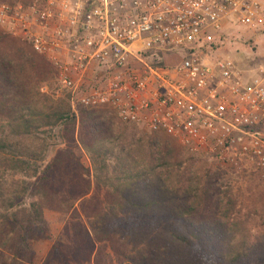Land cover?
<instances>
[{
    "label": "trees",
    "instance_id": "1",
    "mask_svg": "<svg viewBox=\"0 0 264 264\" xmlns=\"http://www.w3.org/2000/svg\"><path fill=\"white\" fill-rule=\"evenodd\" d=\"M55 78L0 29V264H86L99 243L129 264H264L257 174L208 167L112 108L75 113L68 93L42 92ZM46 210L71 215L67 243L50 237Z\"/></svg>",
    "mask_w": 264,
    "mask_h": 264
},
{
    "label": "built area",
    "instance_id": "2",
    "mask_svg": "<svg viewBox=\"0 0 264 264\" xmlns=\"http://www.w3.org/2000/svg\"><path fill=\"white\" fill-rule=\"evenodd\" d=\"M234 24L261 29L264 0H0V29L50 63L73 109L112 108L192 154L264 174V65L247 73L218 56Z\"/></svg>",
    "mask_w": 264,
    "mask_h": 264
},
{
    "label": "rangeland",
    "instance_id": "3",
    "mask_svg": "<svg viewBox=\"0 0 264 264\" xmlns=\"http://www.w3.org/2000/svg\"><path fill=\"white\" fill-rule=\"evenodd\" d=\"M234 25L235 26L225 28V31L230 33L229 34L230 38L229 40H227V43L225 44V46L219 51L218 56L223 57V58L229 56L237 62V64L239 65L240 69L243 70V72L254 73V71L258 67L264 65V26L261 29L254 31V30H250L249 28H246L240 25H236V24ZM177 61L179 60L176 59L175 62ZM51 84L50 85L43 84L42 87L46 85L48 88V91L55 97L62 95V94L68 95L67 94L68 92L66 91L59 92V87L56 83V78L54 81L51 82ZM82 108L84 107H77L75 109L73 108L72 109L75 113H78L80 109ZM159 134H165V133H159ZM170 138L179 147L184 149L185 152L188 153V155L194 158L202 156L198 154H192L191 152L186 150L176 139L172 137ZM61 148H63V145L55 147L52 150V153L50 154V158L48 160H51L55 152ZM77 153L81 157V160L83 161V163L86 166H89V160L84 150L82 148H78ZM205 161L208 167H213L214 169L222 168V169L229 170L230 173L233 172L238 175H245L247 173L257 174V176L261 180H263L262 182L264 184V174H261L259 172H254L249 169L248 172L240 174L232 169H229V168H226L220 165L216 160H213L212 158L205 157ZM71 218L72 217L70 214H63V213L55 212L52 210L45 211V228L48 230L49 235L52 238V240L66 242V243L69 241L70 236H71V227H70ZM51 245H52V241L50 240L42 243V249H43V250L41 249L42 255H43V252H44V256L46 255ZM51 264H60V263L53 262ZM70 264H73V263H70ZM86 264H129V263L121 262L118 259V257L113 254L108 244L99 243L96 247L94 258L92 259L91 262L86 263Z\"/></svg>",
    "mask_w": 264,
    "mask_h": 264
}]
</instances>
